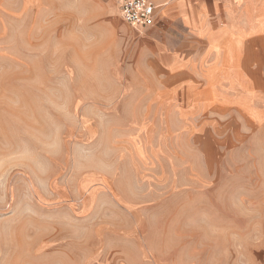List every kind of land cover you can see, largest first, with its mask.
Returning <instances> with one entry per match:
<instances>
[{"label":"rangeland","instance_id":"1","mask_svg":"<svg viewBox=\"0 0 264 264\" xmlns=\"http://www.w3.org/2000/svg\"><path fill=\"white\" fill-rule=\"evenodd\" d=\"M0 0V264H264V0Z\"/></svg>","mask_w":264,"mask_h":264},{"label":"built area","instance_id":"2","mask_svg":"<svg viewBox=\"0 0 264 264\" xmlns=\"http://www.w3.org/2000/svg\"><path fill=\"white\" fill-rule=\"evenodd\" d=\"M121 20L134 29L154 26L158 21L159 6L153 0H112Z\"/></svg>","mask_w":264,"mask_h":264},{"label":"crops","instance_id":"3","mask_svg":"<svg viewBox=\"0 0 264 264\" xmlns=\"http://www.w3.org/2000/svg\"><path fill=\"white\" fill-rule=\"evenodd\" d=\"M160 11H161V9H159V14H160ZM159 14H158V21H157V22L160 21ZM156 24H157V23H156Z\"/></svg>","mask_w":264,"mask_h":264}]
</instances>
